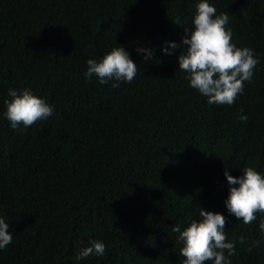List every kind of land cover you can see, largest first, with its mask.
<instances>
[{"label":"trees","instance_id":"obj_1","mask_svg":"<svg viewBox=\"0 0 264 264\" xmlns=\"http://www.w3.org/2000/svg\"><path fill=\"white\" fill-rule=\"evenodd\" d=\"M199 2L0 0V218L13 237L0 264H183L171 228L200 208L226 218L231 264H264V214L245 225L224 204V169L264 175V0H207L260 60L231 106L189 86L186 45L161 50L190 35ZM119 46L139 69L131 83L85 77ZM26 87L53 112L13 129L8 91ZM94 240L105 254L75 260Z\"/></svg>","mask_w":264,"mask_h":264},{"label":"clouds","instance_id":"obj_2","mask_svg":"<svg viewBox=\"0 0 264 264\" xmlns=\"http://www.w3.org/2000/svg\"><path fill=\"white\" fill-rule=\"evenodd\" d=\"M216 12V8L207 0H200L196 5L190 35L182 38L180 44L171 42L169 48L162 47L161 50L170 55L181 48V45H186L178 54V62L179 70L188 74L186 79L189 80V86L207 97L208 104L231 106L243 91L244 82L251 81L260 60L251 48H240L232 42L233 33L227 27L228 14L217 15ZM136 51L144 53L145 60L153 55L151 49L143 47ZM86 63L85 77L91 79L95 76L102 85L109 81L131 83L139 72L122 46L111 49L99 61L89 59ZM112 87H119V83H113ZM8 95L11 100L5 102V116L13 129L20 125L32 126L35 122L48 118L53 112L51 105L27 87L19 94L16 90L9 89ZM240 119L247 120V116L242 115ZM224 176L229 185L224 201L229 214L242 220L245 225L254 222L257 213L264 214V175L253 167H246L238 177L229 175V171L224 169ZM199 216V221H191L183 231L179 225L171 228L172 232L178 233L177 242L183 244L179 250L180 256L184 257L183 264H205L207 261L231 264L229 257L235 254V245L226 238V218L220 213L201 208ZM259 227L264 232V220ZM12 239L9 225L0 218V249L11 244ZM240 242L243 243V239ZM259 245L260 241H256L247 251L251 252L253 247ZM105 251L104 243L94 240L91 246L78 252L75 260L103 256Z\"/></svg>","mask_w":264,"mask_h":264}]
</instances>
